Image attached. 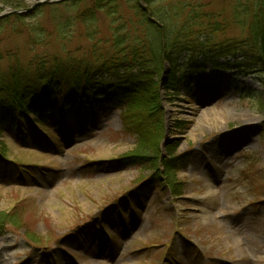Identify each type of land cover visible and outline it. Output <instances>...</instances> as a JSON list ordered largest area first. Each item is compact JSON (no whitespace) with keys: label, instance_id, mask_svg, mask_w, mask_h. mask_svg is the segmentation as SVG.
Returning a JSON list of instances; mask_svg holds the SVG:
<instances>
[{"label":"rangeland","instance_id":"1","mask_svg":"<svg viewBox=\"0 0 264 264\" xmlns=\"http://www.w3.org/2000/svg\"><path fill=\"white\" fill-rule=\"evenodd\" d=\"M80 1L11 21L1 51L36 54L35 75L57 54L82 77L120 37L161 49L192 25L207 55L159 65V127L101 101L0 124V264H264L263 63L222 55L246 38L248 0ZM17 5L0 0V16ZM144 16L165 36L141 34Z\"/></svg>","mask_w":264,"mask_h":264},{"label":"trees","instance_id":"2","mask_svg":"<svg viewBox=\"0 0 264 264\" xmlns=\"http://www.w3.org/2000/svg\"><path fill=\"white\" fill-rule=\"evenodd\" d=\"M101 1L105 0H98L97 4ZM21 2L16 0L18 5L13 9L21 8ZM80 2V0L74 3L70 1L63 5L65 8H70L78 6ZM57 6L59 5H51L50 8ZM237 9L240 12L245 11L244 14L249 18L248 32L246 38L234 47L224 45L223 49L227 52L222 55H235L234 51L239 49L245 57L252 56L256 61L262 62L264 69V0H248L242 6H237ZM33 15H9L0 18V34L1 31L6 30V26L11 21L18 24ZM145 17L143 18L146 22L145 28L141 34L165 36L162 28L157 26V22H150L147 18L145 20ZM191 29H193L192 25H187L184 30L179 31V35L175 34L173 38L165 42L161 49L155 48V46L158 47V43H155V35H152L151 39L148 36L144 37L145 40L143 36L138 38L141 41L138 47L133 46V43L129 44L128 39L120 37L115 41L113 52L106 54L98 52V54L90 55L91 63L100 66L93 74L88 73L82 77H80L81 70L77 69L78 66H74L67 59H59V61L57 54L53 56L55 63L52 65L50 63V66L44 67L39 72L36 70L38 73L35 75L33 68H36V54L30 58L28 64L24 65L18 62L16 55L5 54L0 48V107L4 108L2 112L5 111L0 115V124L6 121L16 127L28 116L51 115L57 107L70 101L79 104L85 101L90 103L103 101L110 105L125 103L130 107H137L139 122L142 125L155 124V127H159L162 118L158 116L160 120L154 121V117L157 118V115L161 113L162 91L170 90L165 84L162 86L158 80L159 65L169 60L171 65L177 66V61L184 54L191 58L207 55L205 48L193 40L195 30ZM5 33L8 34L7 31ZM138 34L140 33L135 35L138 36ZM4 41V38L0 36V46ZM41 44H45L43 40H40L38 45ZM33 45H37L36 40ZM127 45L130 47L128 48ZM122 46L124 48L118 50ZM227 49L233 51L230 52ZM46 58L51 56L47 55ZM121 58L128 60L122 61ZM4 62H7L6 67L3 66ZM117 63L123 64V70L120 71V68L116 66ZM104 71H107L111 78L104 79L102 76L98 78V74L102 75L101 72ZM74 98L76 100H72ZM1 228L2 223H0V230Z\"/></svg>","mask_w":264,"mask_h":264},{"label":"water","instance_id":"3","mask_svg":"<svg viewBox=\"0 0 264 264\" xmlns=\"http://www.w3.org/2000/svg\"><path fill=\"white\" fill-rule=\"evenodd\" d=\"M50 3H52L51 0H46V1L37 0V2L35 3V5L32 8L26 10L25 12H22V11H20V12L13 11V13H27V12H30V11L34 10L35 8H37L38 6H40L42 4H50Z\"/></svg>","mask_w":264,"mask_h":264},{"label":"bare ground","instance_id":"4","mask_svg":"<svg viewBox=\"0 0 264 264\" xmlns=\"http://www.w3.org/2000/svg\"><path fill=\"white\" fill-rule=\"evenodd\" d=\"M34 76V75H33Z\"/></svg>","mask_w":264,"mask_h":264}]
</instances>
